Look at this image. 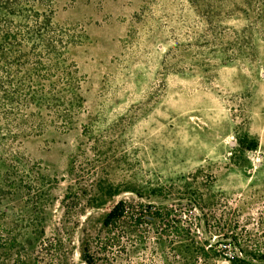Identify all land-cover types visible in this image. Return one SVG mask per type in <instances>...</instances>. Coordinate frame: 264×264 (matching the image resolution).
I'll list each match as a JSON object with an SVG mask.
<instances>
[{
    "label": "rangeland",
    "instance_id": "obj_1",
    "mask_svg": "<svg viewBox=\"0 0 264 264\" xmlns=\"http://www.w3.org/2000/svg\"><path fill=\"white\" fill-rule=\"evenodd\" d=\"M0 47V264L264 253V0H0Z\"/></svg>",
    "mask_w": 264,
    "mask_h": 264
},
{
    "label": "trees",
    "instance_id": "obj_2",
    "mask_svg": "<svg viewBox=\"0 0 264 264\" xmlns=\"http://www.w3.org/2000/svg\"><path fill=\"white\" fill-rule=\"evenodd\" d=\"M5 3H8V1H6ZM20 14L25 16V17H27V18H31L32 17L33 20H36V24L37 25L35 27L37 28V33H40V31H39L40 30V26L38 25L39 24L38 23V16H39L38 12L33 11L32 13H27V12L21 11ZM5 20H7V19H5ZM30 31L31 32H36V30H34V29H31V30L29 29L28 33ZM9 37H10V34L9 33H5L6 41H8ZM16 42L18 44H21L19 42V40H16ZM7 62L11 63L9 61H7ZM248 139H249L248 136L245 135L244 139H242L239 144L241 146H245V147L249 148V150L250 149H256L257 146H258L257 140L253 139V140H250L251 141L250 143H248V141H249ZM128 209H129L128 203L126 201H124V200H121L118 203L114 204L113 207L110 209V211H108L109 213L107 214V216H106V218L104 220L105 226L111 227L112 225H114L119 219H121L122 217L125 216V214L127 213ZM240 259L244 263L247 261L246 256H244V257H242ZM249 259L250 260H248V261H250V262L248 264H264V253H262L261 251H258L256 253L251 254V258H249ZM85 260H86V262L88 264H93L91 259L85 258Z\"/></svg>",
    "mask_w": 264,
    "mask_h": 264
}]
</instances>
